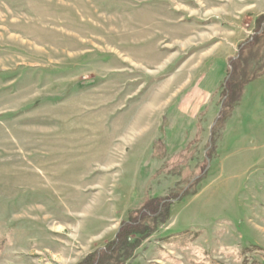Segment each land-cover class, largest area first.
I'll return each mask as SVG.
<instances>
[{
  "label": "rangeland",
  "instance_id": "rangeland-1",
  "mask_svg": "<svg viewBox=\"0 0 264 264\" xmlns=\"http://www.w3.org/2000/svg\"><path fill=\"white\" fill-rule=\"evenodd\" d=\"M149 199L109 264H264V0H0V264H87Z\"/></svg>",
  "mask_w": 264,
  "mask_h": 264
},
{
  "label": "trees",
  "instance_id": "trees-1",
  "mask_svg": "<svg viewBox=\"0 0 264 264\" xmlns=\"http://www.w3.org/2000/svg\"><path fill=\"white\" fill-rule=\"evenodd\" d=\"M257 45V38L254 37L250 42H248L246 44V46H244L243 48H241L238 58L236 61H232L231 62V68L229 69L227 75H229L228 80L226 81L225 86H223V89L226 90V94L228 98H231V96L233 95V91L238 87L240 91L242 90V88L247 85L249 82L262 77L263 75H259V76H252L251 78L248 77L249 75H245L247 71L243 70L241 75L239 76V80H237L236 74H237V66L238 63L241 62V54H243L244 52H247V50H252L255 48V46ZM229 101V99H228ZM224 116V109L222 108L221 112H219V116L217 119H223ZM211 142H213V138H211ZM209 158V160L212 159H216L217 155L216 154H210L207 156ZM161 201H158V199H149L143 202L142 205V209L139 211V214L137 215L135 220H131L127 223H124L118 234L117 237L114 241V243H112L110 246V248H106L104 251L100 252L97 256H94L93 260H91V258H88L85 262H88L87 264H109V260L111 259V254H113V258H115L116 260L119 258L118 257V253L119 252H127L126 250L129 249L130 244L127 243V235L129 234H140L138 232V230L141 231L140 228H138V225L140 226V222L141 220L144 218L146 219H150L152 222L153 220L156 218V214L159 208ZM167 207V208H166ZM132 210V209H131ZM162 210L168 211V205L165 203L162 206ZM133 212V211H132ZM138 216H141L140 218V222L138 221ZM143 217V218H142ZM138 221V222H137ZM110 253V255H109ZM128 255L126 257V259H128V257L130 256L129 252H127ZM125 254V253H124ZM115 260V263L117 262ZM86 264V263H85Z\"/></svg>",
  "mask_w": 264,
  "mask_h": 264
},
{
  "label": "water",
  "instance_id": "water-1",
  "mask_svg": "<svg viewBox=\"0 0 264 264\" xmlns=\"http://www.w3.org/2000/svg\"><path fill=\"white\" fill-rule=\"evenodd\" d=\"M228 78H229V75H227V77H226V79H225V81H224V84L226 83V81L228 80ZM209 165H210V163L208 162V163H207V167H206L207 169H208Z\"/></svg>",
  "mask_w": 264,
  "mask_h": 264
},
{
  "label": "crops",
  "instance_id": "crops-1",
  "mask_svg": "<svg viewBox=\"0 0 264 264\" xmlns=\"http://www.w3.org/2000/svg\"><path fill=\"white\" fill-rule=\"evenodd\" d=\"M209 92H206L205 94L207 95ZM201 106H199L198 108H197V111L199 110V108H200ZM220 163H221V160H220ZM196 196H197V194H196ZM196 196H194V198L196 197ZM173 210V209H172Z\"/></svg>",
  "mask_w": 264,
  "mask_h": 264
}]
</instances>
